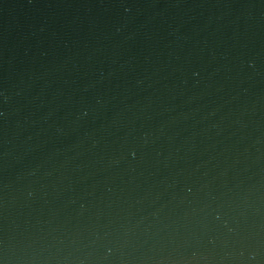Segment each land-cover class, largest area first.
<instances>
[{"label":"water","instance_id":"95a60500","mask_svg":"<svg viewBox=\"0 0 264 264\" xmlns=\"http://www.w3.org/2000/svg\"><path fill=\"white\" fill-rule=\"evenodd\" d=\"M0 264H264V0H0Z\"/></svg>","mask_w":264,"mask_h":264}]
</instances>
